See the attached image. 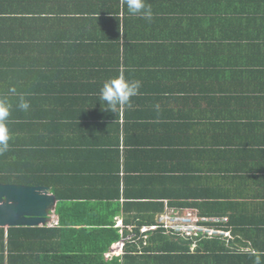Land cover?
Wrapping results in <instances>:
<instances>
[{
	"label": "crops",
	"instance_id": "0c3cea01",
	"mask_svg": "<svg viewBox=\"0 0 264 264\" xmlns=\"http://www.w3.org/2000/svg\"><path fill=\"white\" fill-rule=\"evenodd\" d=\"M146 3L151 20L125 0H0V175L56 197L51 222L23 226L56 234L28 245L60 249L63 235L120 264H264V0ZM121 73L139 94L103 111L100 89ZM189 208L224 233L166 253L152 226ZM0 227L8 264L19 226Z\"/></svg>",
	"mask_w": 264,
	"mask_h": 264
},
{
	"label": "trees",
	"instance_id": "16d2710c",
	"mask_svg": "<svg viewBox=\"0 0 264 264\" xmlns=\"http://www.w3.org/2000/svg\"><path fill=\"white\" fill-rule=\"evenodd\" d=\"M1 42V41H0ZM20 169V168H19ZM2 172V171H0ZM19 173H10L8 175L1 176L0 182H13V183H22V184H35L34 179L27 178L22 179L20 170ZM2 174V173H0ZM191 204V203H188ZM195 205H200L198 203H193ZM185 206V205H184ZM57 230L49 227H9L8 228V264H120L119 257L115 256L110 261H104V252L109 247H77L75 245H66L64 244V237L62 235L61 240H59L60 249L54 244H50L47 248H38L29 246L28 242H31L36 239L48 240L56 234ZM1 238L5 236V231L3 227H0ZM154 235L158 236V239H166L168 244V249L164 247L163 251H174L177 257L181 256V245L180 242L184 239L190 240L192 242L194 239L198 242L205 238L196 237V238H184L182 236H177L172 233H166L165 230L161 229L154 232ZM169 235V236H168ZM176 237L178 241L168 239L167 237ZM119 236L116 237L118 239ZM193 239V240H192ZM184 241V243H189ZM58 245V243H57ZM5 249V247H4ZM158 250V249H157ZM42 251H44L42 253ZM37 254L34 258V262L30 261L32 254ZM29 261V262H28Z\"/></svg>",
	"mask_w": 264,
	"mask_h": 264
},
{
	"label": "water",
	"instance_id": "95a60500",
	"mask_svg": "<svg viewBox=\"0 0 264 264\" xmlns=\"http://www.w3.org/2000/svg\"><path fill=\"white\" fill-rule=\"evenodd\" d=\"M55 205L47 186L0 182V226L46 225Z\"/></svg>",
	"mask_w": 264,
	"mask_h": 264
},
{
	"label": "clouds",
	"instance_id": "9594fccd",
	"mask_svg": "<svg viewBox=\"0 0 264 264\" xmlns=\"http://www.w3.org/2000/svg\"><path fill=\"white\" fill-rule=\"evenodd\" d=\"M129 14L139 15L144 19L151 20L153 13L151 7L146 3V0H125ZM139 82L129 81L121 73L115 78L106 81L99 93V102L107 108L103 111L117 113L124 107L132 106V98L139 94ZM13 91H15L13 89ZM18 107L22 110H27L30 103L25 100L24 96H20ZM10 116V109L5 99H0V154L8 151L10 135L6 125V121ZM254 264H262L259 256L256 257Z\"/></svg>",
	"mask_w": 264,
	"mask_h": 264
},
{
	"label": "built area",
	"instance_id": "2783aa9c",
	"mask_svg": "<svg viewBox=\"0 0 264 264\" xmlns=\"http://www.w3.org/2000/svg\"><path fill=\"white\" fill-rule=\"evenodd\" d=\"M207 221L216 222L218 219L198 216L189 208L185 212L172 211L170 214H162L159 218V225H153L152 228L157 229L161 226L166 229L167 233L193 239L205 235L214 236L224 233L222 229L206 225Z\"/></svg>",
	"mask_w": 264,
	"mask_h": 264
},
{
	"label": "rangeland",
	"instance_id": "374dc122",
	"mask_svg": "<svg viewBox=\"0 0 264 264\" xmlns=\"http://www.w3.org/2000/svg\"><path fill=\"white\" fill-rule=\"evenodd\" d=\"M195 247V246H194ZM113 252H115L116 253V251H113Z\"/></svg>",
	"mask_w": 264,
	"mask_h": 264
}]
</instances>
